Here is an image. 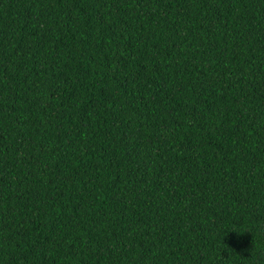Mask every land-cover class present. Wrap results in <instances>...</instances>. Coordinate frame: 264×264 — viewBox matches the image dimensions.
Returning <instances> with one entry per match:
<instances>
[{
    "label": "trees",
    "instance_id": "1",
    "mask_svg": "<svg viewBox=\"0 0 264 264\" xmlns=\"http://www.w3.org/2000/svg\"><path fill=\"white\" fill-rule=\"evenodd\" d=\"M0 264H264V0H0Z\"/></svg>",
    "mask_w": 264,
    "mask_h": 264
}]
</instances>
